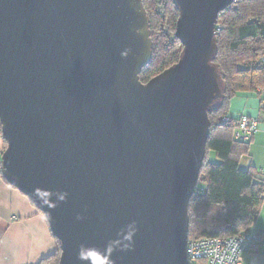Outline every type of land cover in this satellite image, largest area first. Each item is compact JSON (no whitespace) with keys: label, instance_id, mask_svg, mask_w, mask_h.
I'll use <instances>...</instances> for the list:
<instances>
[{"label":"water","instance_id":"water-1","mask_svg":"<svg viewBox=\"0 0 264 264\" xmlns=\"http://www.w3.org/2000/svg\"><path fill=\"white\" fill-rule=\"evenodd\" d=\"M234 1L173 0L183 52L142 82L143 0H0V170L44 213L58 264H188Z\"/></svg>","mask_w":264,"mask_h":264},{"label":"trees","instance_id":"trees-1","mask_svg":"<svg viewBox=\"0 0 264 264\" xmlns=\"http://www.w3.org/2000/svg\"><path fill=\"white\" fill-rule=\"evenodd\" d=\"M143 5L153 41L152 60L140 74V80L147 82L178 62L183 45L175 34L179 10L173 0H143ZM216 28L219 50L214 62L225 96L209 114L207 152L189 202V239L241 233L253 228L264 208L262 173L255 166L240 168V158L249 153L255 135L250 140H238L234 126L224 122L237 92L260 96V89H264V0H235L220 12ZM210 151L216 153L219 163L208 161ZM259 233L257 246L264 243L263 231ZM56 241V252L39 264L59 263L61 250Z\"/></svg>","mask_w":264,"mask_h":264},{"label":"crops","instance_id":"crops-1","mask_svg":"<svg viewBox=\"0 0 264 264\" xmlns=\"http://www.w3.org/2000/svg\"><path fill=\"white\" fill-rule=\"evenodd\" d=\"M260 107L256 92H238L231 101V117L248 115L259 119L261 129L252 142L264 138V116ZM4 149L0 124V156ZM57 247L44 213L0 173V264H39L54 254ZM244 264H264V246L260 244L248 253Z\"/></svg>","mask_w":264,"mask_h":264},{"label":"built area","instance_id":"built-area-1","mask_svg":"<svg viewBox=\"0 0 264 264\" xmlns=\"http://www.w3.org/2000/svg\"><path fill=\"white\" fill-rule=\"evenodd\" d=\"M234 126V137L250 140L260 130L257 117L241 115L224 118ZM264 174V168L261 169ZM261 241V234L254 227L230 236H211L188 239V264H244L246 255L255 250Z\"/></svg>","mask_w":264,"mask_h":264},{"label":"rangeland","instance_id":"rangeland-1","mask_svg":"<svg viewBox=\"0 0 264 264\" xmlns=\"http://www.w3.org/2000/svg\"><path fill=\"white\" fill-rule=\"evenodd\" d=\"M260 91H261L262 95L258 96V97L260 98V101H261V107L260 108L262 110V116H264V89H260ZM261 98H263V100H261ZM259 136L260 135H258L257 137L259 138ZM6 146H7V143H6ZM208 161L209 162H213V163H219V159H218V157H217V155H216V153L214 151H210L209 152ZM250 166L257 167V169L262 173V175L264 177V174L261 171V169L264 168V138H263V140H260V142L258 140L256 142H252V146H251V149H250L249 153L243 154L241 156V158H240V168L243 169V170L244 169L247 170ZM199 187H200L201 190H203L202 187H204V186L200 185ZM253 227L256 228L259 232L263 231V235H264V208H262V210L260 211V213L258 215V218H257V220H256V222H255ZM249 229H251V227H249L246 230H249ZM262 245L264 246V243H262L261 246Z\"/></svg>","mask_w":264,"mask_h":264}]
</instances>
